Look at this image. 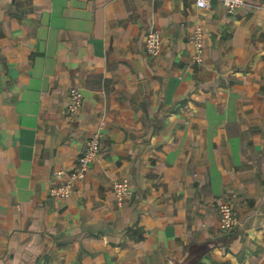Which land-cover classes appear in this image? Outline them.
Masks as SVG:
<instances>
[{"label": "crops", "instance_id": "1", "mask_svg": "<svg viewBox=\"0 0 264 264\" xmlns=\"http://www.w3.org/2000/svg\"><path fill=\"white\" fill-rule=\"evenodd\" d=\"M209 2L0 0V264H264V0ZM99 127L87 176L52 196Z\"/></svg>", "mask_w": 264, "mask_h": 264}, {"label": "built area", "instance_id": "2", "mask_svg": "<svg viewBox=\"0 0 264 264\" xmlns=\"http://www.w3.org/2000/svg\"><path fill=\"white\" fill-rule=\"evenodd\" d=\"M197 5L203 8L210 6L209 0H196ZM229 10L233 11L246 3V0H225ZM192 42L195 46L194 59L201 61L205 55L206 30L201 14L196 16L192 33ZM146 50L153 55L160 54L163 46V38L157 28H150L145 36ZM84 103V93L80 86L73 85L69 91L68 111L77 113ZM103 123V122H102ZM103 129L97 128L84 142L81 154L73 168L59 171L62 179L50 185L49 192L52 196L66 198L75 191L76 184L84 179L92 163L101 154L103 147ZM113 188L117 203L125 202L130 190L131 182L128 178H119L113 182ZM220 212V224L224 230L235 229L239 224V218L231 199H223L218 206Z\"/></svg>", "mask_w": 264, "mask_h": 264}, {"label": "bare ground", "instance_id": "3", "mask_svg": "<svg viewBox=\"0 0 264 264\" xmlns=\"http://www.w3.org/2000/svg\"><path fill=\"white\" fill-rule=\"evenodd\" d=\"M228 235V234H227Z\"/></svg>", "mask_w": 264, "mask_h": 264}]
</instances>
